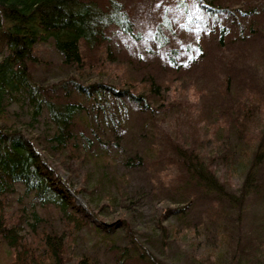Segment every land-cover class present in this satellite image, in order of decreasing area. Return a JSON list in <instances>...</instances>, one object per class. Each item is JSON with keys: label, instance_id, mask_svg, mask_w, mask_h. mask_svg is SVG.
Wrapping results in <instances>:
<instances>
[{"label": "trees", "instance_id": "1", "mask_svg": "<svg viewBox=\"0 0 264 264\" xmlns=\"http://www.w3.org/2000/svg\"><path fill=\"white\" fill-rule=\"evenodd\" d=\"M132 1L0 0V264H96L91 255L76 254L74 233L87 226L103 235L114 232V225L94 223L90 212L76 203L59 173L60 164H52L48 154L40 151V144L47 143L45 135L33 128L34 119L48 112L57 127L51 138L55 153L71 170H82L88 136L77 116L87 108L83 98L100 101L94 110L96 116L102 100L118 105L120 111L123 102L138 105L152 118L157 107L163 112L153 119L155 154L151 152L152 158H148L162 164L161 170L169 176L163 188L179 196L173 205L165 206V215L185 211L202 194L213 197L216 204L208 213L215 229L205 223L204 228L197 225L183 230V236L190 240L197 236L195 241L203 249L182 264H264V69L244 49L246 36L239 13L255 1L184 0L187 9L192 4L207 22L218 24L219 29L213 32L218 49L214 58L199 65L210 76L212 86L179 78L175 67L168 80L173 94L158 84L132 79L126 69L113 71L110 66L106 74L94 79L86 75L88 69L109 64L102 59L114 35L130 30L135 33L136 20L126 11ZM154 1L144 4L152 2V6ZM173 1L176 7L182 6ZM154 21L161 26L159 20ZM260 34L257 45L262 54L264 31ZM48 41L73 73L44 85L36 80L32 64ZM183 80H189L187 86ZM191 89L193 98L188 94ZM23 96L34 107L30 120L23 119L8 100L20 102ZM149 100L155 106L149 107ZM207 100L213 110L203 119ZM231 133L236 135L234 140ZM97 134L101 140L103 134ZM83 175L88 181V174ZM19 182L27 193L34 192L70 210L68 227L36 228L33 224L32 232L23 228L15 216L19 213L21 217L22 209L9 203ZM252 196L254 208L247 214L251 222L246 230L243 218ZM123 216L121 223L129 226L131 215L124 212ZM207 230H211L212 241L204 243ZM131 261L162 264L144 244L138 254L131 253Z\"/></svg>", "mask_w": 264, "mask_h": 264}, {"label": "rangeland", "instance_id": "2", "mask_svg": "<svg viewBox=\"0 0 264 264\" xmlns=\"http://www.w3.org/2000/svg\"><path fill=\"white\" fill-rule=\"evenodd\" d=\"M177 1L182 3L181 7H176L173 0H155L152 6V2L144 4L147 0H133L129 3L126 11L136 20L135 33L130 30L114 35L105 58L102 59L109 64L102 69H88L86 75L89 79L106 74L105 70L111 66L113 71L126 69L132 79L158 84L162 90L171 93L168 80L177 67L179 78L187 77L190 81H199L209 86L212 80L199 69V65L203 66L215 57L218 46L213 32L219 29L218 24L207 22L192 4L187 9L186 1ZM245 1L253 2L235 0L238 4H244ZM254 1L256 4L243 6L247 11L239 12L246 36L244 49L249 51L252 61L264 69V53L261 54V46L257 45L260 33L264 31V0ZM150 15H153V19ZM154 18L162 23L160 27ZM229 37H226V42ZM32 70L36 80L44 85L58 82L73 73L63 63V57L52 41L42 44ZM189 80H183L187 81L185 86ZM188 94L193 98L195 92L191 89ZM25 98L21 97L20 102L12 98L8 100L23 119L30 120L34 107ZM82 101L87 108L77 117L80 126L85 128L88 139L85 146L86 157L80 171L71 170L55 153L51 138L57 127L49 113L45 111L33 122V128L42 132L47 142L40 144L41 153L48 154L52 164H60L59 173L67 181L76 203L90 212L94 223L102 222L114 225L115 228L113 233L106 235L89 226L78 229L74 233L76 254L79 257L89 254L96 264H137L131 261V253L138 254L143 250L144 244L162 264H182L189 255H199L203 246L195 241L198 237L190 240L188 236H183V230L197 225L204 228L205 223L215 229V223L208 213L216 204L213 197L202 194L185 211H178L173 216L165 215V206L173 205V199L179 196L163 188L169 182V176L164 175L162 164L153 162V159L149 162L148 158L151 157V152L155 154L152 149L155 144L152 135V127L155 126L153 119L163 116L161 109L157 107L152 118L148 111H142L138 105L123 102L120 111L118 105L117 107L102 100L100 113L96 116L94 110L100 101L87 98ZM148 106L153 107L155 103L149 100ZM211 106V101L207 100L203 119L210 116V110H213ZM113 110L120 113H113ZM97 132L103 134L101 140ZM234 136L236 135L231 133V140L236 138ZM84 173L88 174V181H84ZM254 202L252 196L243 218L247 222L244 223L246 230L251 222L247 214L250 215ZM9 203L19 211L22 209L21 217L19 213L15 216L21 220L23 228L30 230L28 232L34 231L33 224H36V228L40 225L68 227L66 221L70 217V210L61 209L56 202L34 192L27 193L21 182L17 183L16 191L10 195ZM124 212L132 217L129 226L121 223ZM175 229L178 233H172ZM210 235L211 230H207L202 241L211 242Z\"/></svg>", "mask_w": 264, "mask_h": 264}]
</instances>
